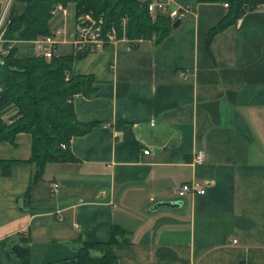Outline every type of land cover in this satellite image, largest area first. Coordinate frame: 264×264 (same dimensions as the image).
Masks as SVG:
<instances>
[{
    "label": "crops",
    "instance_id": "crops-1",
    "mask_svg": "<svg viewBox=\"0 0 264 264\" xmlns=\"http://www.w3.org/2000/svg\"><path fill=\"white\" fill-rule=\"evenodd\" d=\"M180 1L193 11L162 42L121 37L75 61L96 92L75 96L74 111L96 126L72 139L73 159L36 181L31 134L0 143L11 163L0 165V264H75L114 227L125 230L115 264H264V6L209 42L226 3ZM199 150L207 160L195 166ZM193 180L206 193L179 198Z\"/></svg>",
    "mask_w": 264,
    "mask_h": 264
},
{
    "label": "trees",
    "instance_id": "trees-1",
    "mask_svg": "<svg viewBox=\"0 0 264 264\" xmlns=\"http://www.w3.org/2000/svg\"><path fill=\"white\" fill-rule=\"evenodd\" d=\"M150 0H14L4 27V46L12 44L0 64V143H14L19 133L32 136V159L36 164L35 180H39L47 163L73 159L70 144L74 137L90 132L95 123H82L73 107L75 96L92 97L96 90L94 78L76 74L75 61L85 54H55L50 61L42 55L24 52L20 43L42 39L52 33L51 13L56 5H73L77 12H93L103 16L107 27L117 26L119 36L122 19L127 18L126 37L152 39L157 43L174 29L169 17H153L148 10ZM197 3H226L227 15L211 29L209 42L219 32L235 24L248 11L264 4V0H195ZM69 75V77H68ZM68 77V79H67ZM62 144L68 148L63 149ZM4 173L10 162H0ZM125 233L120 227L112 229L108 243L86 242L78 249L75 264H115L111 246L120 242ZM25 262L28 251L15 249ZM98 254H95L97 253Z\"/></svg>",
    "mask_w": 264,
    "mask_h": 264
},
{
    "label": "built area",
    "instance_id": "built-area-1",
    "mask_svg": "<svg viewBox=\"0 0 264 264\" xmlns=\"http://www.w3.org/2000/svg\"><path fill=\"white\" fill-rule=\"evenodd\" d=\"M13 1L14 0H9L0 19V64H4L3 57L9 53V50L12 47V44H10L8 47L4 46L5 40L3 39V33L6 24V18ZM70 6L74 7L73 5H56L51 13L53 16L57 15L58 13H62L63 16H66L68 13L67 9ZM261 6H264V4L258 7ZM226 7H228V4H226ZM148 10L153 17L158 15L167 16L173 22H176L177 20L182 21L185 19L188 14L193 11V6H179L176 3V0H152L148 3ZM127 23V18L122 19L120 25V28L123 32L122 37H126ZM63 35H67V38L63 39V41L73 46L75 49V54L83 53L85 55L100 53L107 45H112L121 38L119 36V28L117 26L107 27L105 18L103 16H96L93 12H77L76 10L74 26L70 32L64 31L60 27H54L52 29V33L49 36L31 41L35 47V53L42 55L47 61H50L55 54H59L57 46L60 41L58 40V37ZM62 148L66 149L68 146L66 144H62ZM144 153L148 154L149 151L145 150ZM206 160V151L199 150L195 153L192 163L195 166H200L203 165ZM206 190L207 185L204 181L193 180L181 185L177 189L176 193L179 198H184L188 194L204 195ZM54 191H59L58 184L54 185ZM233 243L236 244L237 240H234Z\"/></svg>",
    "mask_w": 264,
    "mask_h": 264
},
{
    "label": "rangeland",
    "instance_id": "rangeland-1",
    "mask_svg": "<svg viewBox=\"0 0 264 264\" xmlns=\"http://www.w3.org/2000/svg\"><path fill=\"white\" fill-rule=\"evenodd\" d=\"M8 2V0H6ZM6 1L4 0V5L6 3ZM152 1V0H150ZM154 1V0H153ZM179 2H181L179 0ZM7 4V3H6ZM67 15L63 16L62 13H58L57 15H55L52 18V23L55 24V26L62 28L64 31H69L73 28L74 26V22H75V16H76V9L74 7H68L67 9ZM67 35H63L58 37V40L61 43V40L66 39ZM73 46L69 43L67 44H59L58 46V52L61 54H71L73 52Z\"/></svg>",
    "mask_w": 264,
    "mask_h": 264
},
{
    "label": "water",
    "instance_id": "water-1",
    "mask_svg": "<svg viewBox=\"0 0 264 264\" xmlns=\"http://www.w3.org/2000/svg\"><path fill=\"white\" fill-rule=\"evenodd\" d=\"M181 21L180 20H177L175 23H174V28H177L179 25H180ZM163 206H169V207H177L179 206V202H160L158 203L154 209H158L160 207H163Z\"/></svg>",
    "mask_w": 264,
    "mask_h": 264
}]
</instances>
